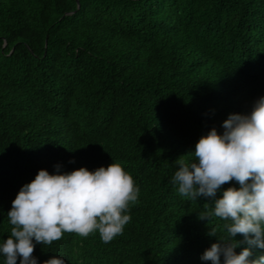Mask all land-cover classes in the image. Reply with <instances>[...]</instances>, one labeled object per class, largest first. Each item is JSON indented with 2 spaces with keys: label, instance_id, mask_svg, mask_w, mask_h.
Segmentation results:
<instances>
[{
  "label": "trees",
  "instance_id": "16d2710c",
  "mask_svg": "<svg viewBox=\"0 0 264 264\" xmlns=\"http://www.w3.org/2000/svg\"><path fill=\"white\" fill-rule=\"evenodd\" d=\"M262 96L264 0H0V241L39 170L117 163L140 189L123 234L66 232L36 245L40 264H211L200 257L225 221L198 214L235 182L195 201L170 179Z\"/></svg>",
  "mask_w": 264,
  "mask_h": 264
},
{
  "label": "clouds",
  "instance_id": "9594fccd",
  "mask_svg": "<svg viewBox=\"0 0 264 264\" xmlns=\"http://www.w3.org/2000/svg\"><path fill=\"white\" fill-rule=\"evenodd\" d=\"M202 135L195 146V162L179 161L170 179L178 193L190 200L214 198L213 205L198 214L199 220L218 217L225 221L227 235L209 237L217 242L200 259L211 264H264V254L255 259L252 248L264 250V96L247 113H232L220 126ZM69 163H75L74 160ZM238 185V186H236ZM140 189L121 165L112 163L93 171L79 168L62 172L54 166L52 174L41 169L24 184L12 201L7 219L12 226L6 240L0 241L4 264H40L33 255L37 244L52 245L67 233L88 237L98 232L108 244L122 235L130 222V202L138 199ZM237 234L243 240H236ZM246 244L238 254L237 248ZM43 264H66L64 256H53Z\"/></svg>",
  "mask_w": 264,
  "mask_h": 264
}]
</instances>
